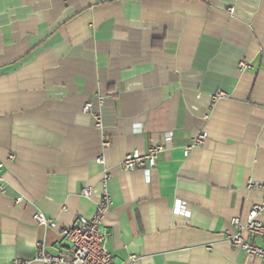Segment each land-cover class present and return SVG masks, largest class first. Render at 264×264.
Here are the masks:
<instances>
[{
  "label": "crops",
  "instance_id": "obj_1",
  "mask_svg": "<svg viewBox=\"0 0 264 264\" xmlns=\"http://www.w3.org/2000/svg\"><path fill=\"white\" fill-rule=\"evenodd\" d=\"M0 160V264L65 252L104 173L113 264H264L228 242L263 194L264 0H0Z\"/></svg>",
  "mask_w": 264,
  "mask_h": 264
},
{
  "label": "built area",
  "instance_id": "obj_2",
  "mask_svg": "<svg viewBox=\"0 0 264 264\" xmlns=\"http://www.w3.org/2000/svg\"><path fill=\"white\" fill-rule=\"evenodd\" d=\"M237 65L240 70L251 68L250 63L243 59L239 60ZM222 96H224V93L221 91L215 94V97ZM90 107V103H86L83 106V111H89ZM93 117L95 126L101 128L100 114L95 113ZM206 136L207 134L202 131L193 135L190 143L183 148V155L187 156L189 150L199 146ZM102 146H108V140H104ZM171 146V134L169 133L162 142L150 146L144 153H139L137 150L128 152L120 162V166L125 171L138 168L148 170L155 165L157 155L168 150ZM8 159L12 160L13 156L9 155ZM97 161L103 164V157L100 156ZM3 167L4 164L0 160V175ZM108 179L109 174L104 173L100 182V196L96 202L93 215L89 218L78 216L70 226L61 228L60 233L67 244L66 251L49 254L44 251L42 244L38 242L36 244V255L32 261H40L43 264H113L111 253L104 247L106 234L103 221L112 204L107 190ZM246 187L260 188L263 193L262 199L260 202L251 205L244 222H241L239 218L232 219V224L236 230L228 237V242L240 248L247 256H254L264 260V247L251 241V239L257 238L264 243V182L248 181ZM83 194L90 196V187H85ZM33 221L36 224L50 228L56 227L55 222L48 221L40 212H36L33 215ZM135 261L136 257L130 255L124 264H134ZM30 262L31 260L15 258L9 264H29Z\"/></svg>",
  "mask_w": 264,
  "mask_h": 264
}]
</instances>
